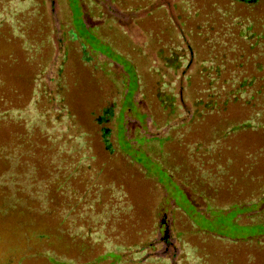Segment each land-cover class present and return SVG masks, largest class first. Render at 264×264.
<instances>
[{"label":"rangeland","instance_id":"374dc122","mask_svg":"<svg viewBox=\"0 0 264 264\" xmlns=\"http://www.w3.org/2000/svg\"><path fill=\"white\" fill-rule=\"evenodd\" d=\"M0 19L1 95L32 97L76 175L72 229L99 232H67L56 192L40 208L0 183V264H264V96L206 111L200 92L264 88V0H0Z\"/></svg>","mask_w":264,"mask_h":264},{"label":"trees","instance_id":"16d2710c","mask_svg":"<svg viewBox=\"0 0 264 264\" xmlns=\"http://www.w3.org/2000/svg\"><path fill=\"white\" fill-rule=\"evenodd\" d=\"M231 1L248 6H255L258 3V0ZM237 26L239 27V25ZM224 27L225 26L223 25L220 26L219 30L213 31V33L215 34L216 32L222 31ZM83 31L86 34L89 33V29H84ZM237 31L238 36L243 37V34L247 29L237 28ZM190 32L191 30L187 33ZM19 37L21 38V36ZM181 42L184 44V49L187 54L190 55L191 53L192 55V49L187 40L183 38ZM213 42L220 50L223 49L222 45L217 44L218 41L213 40ZM167 52L169 53V56L165 59L166 66L174 72H178L180 69L179 75H185L188 60L185 61V57H183L181 51H176L168 47ZM184 61L185 63L182 67ZM215 69L218 74V69ZM2 84V79L0 77V131L9 132L11 139L9 141H0V163H7L9 167L8 170L0 173V180L3 179L0 181L1 185H10L14 191L26 194L28 200L32 201L40 208L50 207V204L52 203L50 197L51 193H58L61 196V218L63 222L71 224V227L66 226L65 230L81 238H85L84 240L90 242L92 236L98 235L99 232L90 231L89 229L83 231L81 227L73 228L74 230L72 229L76 214L72 215L71 212H73V209H71L72 207L69 205L71 200L69 179L73 175L72 178H75L76 175L74 171L68 173V171L64 172L62 169H56L54 167L57 160L56 156H58L57 152L53 149L55 142H57V139L59 138L56 136V131H53L48 121H46L44 116H42L38 110H33L34 104L32 97L27 101L10 102L1 95ZM208 90H210L211 93L207 94L205 98L210 97L209 101L205 103H202L201 100L199 101V104L202 103V108L206 111L217 109L218 106L225 105L228 101L242 100L244 103H247L255 98L264 96V88L253 89L250 85L246 84L245 80L231 86L213 87L207 88V90L201 88L200 92L206 94ZM104 114L107 113L104 111ZM106 120L107 119H102L100 122L102 123ZM102 136L105 137L104 134ZM39 150H41V159L46 162V169L44 170V175L41 179H38L35 176L34 166L35 152H38ZM89 181L91 182L90 178ZM83 195L84 194H82L80 199L83 198ZM89 196L90 195L85 194V197H88V200ZM76 218L78 217L76 216ZM74 227L76 226L74 225ZM80 234H83L84 236ZM96 252H99L98 249H96ZM47 253L51 255L54 260L61 263H82L84 261L88 263L90 260L88 255L84 259H79L66 253H57L54 250L47 251ZM91 254H93V249L90 255Z\"/></svg>","mask_w":264,"mask_h":264}]
</instances>
